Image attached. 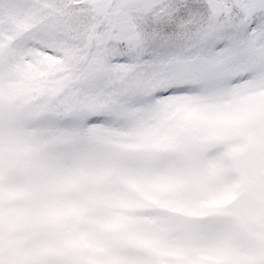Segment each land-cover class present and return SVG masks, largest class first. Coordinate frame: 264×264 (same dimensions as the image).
Masks as SVG:
<instances>
[{"label": "snow or ice", "instance_id": "obj_1", "mask_svg": "<svg viewBox=\"0 0 264 264\" xmlns=\"http://www.w3.org/2000/svg\"><path fill=\"white\" fill-rule=\"evenodd\" d=\"M0 264H264V0H0Z\"/></svg>", "mask_w": 264, "mask_h": 264}]
</instances>
